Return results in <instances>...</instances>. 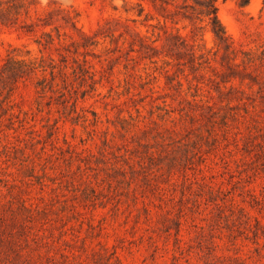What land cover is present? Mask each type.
Instances as JSON below:
<instances>
[{
  "label": "rangeland",
  "instance_id": "374dc122",
  "mask_svg": "<svg viewBox=\"0 0 264 264\" xmlns=\"http://www.w3.org/2000/svg\"><path fill=\"white\" fill-rule=\"evenodd\" d=\"M0 264H264V0H0Z\"/></svg>",
  "mask_w": 264,
  "mask_h": 264
},
{
  "label": "trees",
  "instance_id": "16d2710c",
  "mask_svg": "<svg viewBox=\"0 0 264 264\" xmlns=\"http://www.w3.org/2000/svg\"><path fill=\"white\" fill-rule=\"evenodd\" d=\"M214 21H215L216 26L215 25L213 26V30H214L216 36H218V37L224 36L226 34V30H225L224 25L221 23L217 14H215V16H214Z\"/></svg>",
  "mask_w": 264,
  "mask_h": 264
}]
</instances>
